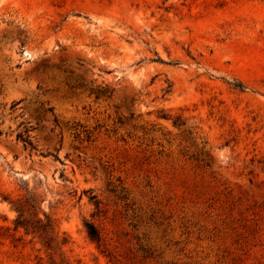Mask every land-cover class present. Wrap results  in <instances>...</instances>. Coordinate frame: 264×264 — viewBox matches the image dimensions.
I'll use <instances>...</instances> for the list:
<instances>
[{
    "label": "rangeland",
    "instance_id": "obj_1",
    "mask_svg": "<svg viewBox=\"0 0 264 264\" xmlns=\"http://www.w3.org/2000/svg\"><path fill=\"white\" fill-rule=\"evenodd\" d=\"M27 191L69 264H264V0H0V264Z\"/></svg>",
    "mask_w": 264,
    "mask_h": 264
},
{
    "label": "trees",
    "instance_id": "obj_2",
    "mask_svg": "<svg viewBox=\"0 0 264 264\" xmlns=\"http://www.w3.org/2000/svg\"><path fill=\"white\" fill-rule=\"evenodd\" d=\"M233 85L240 89L244 87L239 81ZM14 103L16 102H13L11 106ZM47 109L52 111L51 106H48ZM129 117H132V113L129 114ZM27 130L28 127H24L17 133V137L25 145L33 148ZM89 198L92 199L95 206L98 205V200L94 195H90ZM1 199L6 200L16 212L12 219L13 230L21 229L23 234L36 237L41 245L40 248L45 252V259L39 255L36 264H69L62 250V245L68 241L67 236L63 233L60 234L51 217L41 209L39 199L34 192L27 191L24 195L16 198L1 195ZM83 226L87 237L99 246L101 235L96 225L92 221L84 219Z\"/></svg>",
    "mask_w": 264,
    "mask_h": 264
}]
</instances>
